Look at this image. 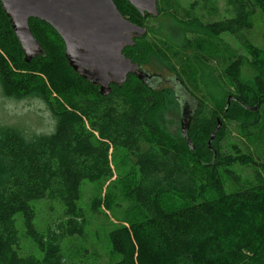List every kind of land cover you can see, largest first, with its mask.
Wrapping results in <instances>:
<instances>
[{"label":"trees","instance_id":"trees-1","mask_svg":"<svg viewBox=\"0 0 264 264\" xmlns=\"http://www.w3.org/2000/svg\"><path fill=\"white\" fill-rule=\"evenodd\" d=\"M113 2L137 26L144 27V21L152 18H143L125 0ZM255 9L264 16V0H242L232 17L187 26L185 33L203 32L215 38L229 34L238 40L254 76L241 79V57L226 60L225 75L236 89L230 106L247 115L246 126L263 136L264 47L254 46L246 35L253 27ZM157 11L159 16L158 4ZM28 24L45 56L26 63L0 3V85L6 95L42 100L56 126L51 134L29 137L0 126V264H66L65 241L85 234L87 217L81 206L85 181L108 183L103 199L93 202L95 212L101 205L112 212L114 204H124L122 224L108 233V264H264V175L240 184L237 192H225L221 174L239 181L229 167L239 161L240 151L234 147L237 155H226L213 147L220 130L212 149L205 148L212 152L210 162L198 159L203 152L191 151L181 136L188 149L179 150L158 113L157 89L151 91L129 74L121 87L112 85L109 95H100L68 65L64 43L50 25L37 19H29ZM135 41L127 56L142 66L134 61L140 53ZM199 101L192 140L188 134L192 144L203 146L217 119L200 117ZM171 157L183 177L178 191L153 185L161 161ZM167 196L178 197L181 206L170 209ZM42 200L60 204L64 217L45 233L34 225L33 203ZM17 218L38 255L21 253Z\"/></svg>","mask_w":264,"mask_h":264},{"label":"rangeland","instance_id":"rangeland-1","mask_svg":"<svg viewBox=\"0 0 264 264\" xmlns=\"http://www.w3.org/2000/svg\"><path fill=\"white\" fill-rule=\"evenodd\" d=\"M234 0H157L159 16L144 21L146 34L136 42L140 50L135 62H140L149 73L168 78L179 75L189 91L202 101L200 117L218 118L223 124L216 136L213 147L219 153L234 155L240 151L239 161L229 169L239 177L236 182L222 175L219 168L225 192L239 191L240 184L253 182L257 174L264 175V135L254 134L248 126L249 117L240 109L230 106L226 116L222 112L227 97L236 94L232 81L226 77L225 68L228 58L243 60L240 76L243 81L253 78L254 73L247 63L246 52L236 38L229 34H221L215 38L205 33H185L187 26L208 24L232 17L239 12L240 1ZM253 27L246 31L248 40L256 47H264V16L259 10H254L251 18ZM189 47L187 48V44ZM139 54H141L139 56ZM167 83V82H166ZM162 84L157 89V97L164 128L171 143L181 151L188 149L180 138V117L178 105L172 101V91L168 84ZM264 113V112H263ZM217 122L215 121V125ZM0 126L20 130L27 137L33 135H48L54 132L56 120L46 104L37 97L17 98L6 95L0 85ZM189 134L194 135L193 121ZM209 138L201 145L193 140V151L201 150L198 157L201 161L210 162L212 152L206 150ZM215 148V149H216ZM195 154V152L193 153ZM161 172L155 187L170 186L174 191L181 188L180 175L173 157L161 161ZM115 177L112 179L114 180ZM160 182V183H159ZM108 184V183H107ZM98 183L85 181L82 184L81 206L84 208L87 225L82 237L65 241L67 246L66 264H108L109 241L108 233L122 224L124 204L113 205L108 212L101 205L99 210H93V202L103 199V187ZM102 187V188H101ZM166 205L170 209L181 206L176 196H167ZM35 210V228L45 233L54 229L62 220L63 210L55 201L42 200L33 203ZM19 232V247L22 254L38 255L35 244L24 232L21 219L17 218ZM233 239L228 243H232Z\"/></svg>","mask_w":264,"mask_h":264},{"label":"water","instance_id":"water-1","mask_svg":"<svg viewBox=\"0 0 264 264\" xmlns=\"http://www.w3.org/2000/svg\"><path fill=\"white\" fill-rule=\"evenodd\" d=\"M125 1L143 18L158 16L157 0ZM0 3L9 18L26 63L36 56H45L28 24L29 19H37L57 32L64 43L68 65L97 87L102 96L111 93L113 84L121 87L129 74L135 75L151 91L162 82L169 83L179 107L180 136L193 151L188 131L199 101L189 94L177 75L165 78L149 73L123 55L122 50L132 47L135 39L146 34V28L124 18L113 0H0ZM232 99V96L227 97L223 114L228 111ZM247 109L254 111L256 107ZM221 126L217 118V125L207 143L208 149H212V141ZM215 158L216 153L213 152V161Z\"/></svg>","mask_w":264,"mask_h":264},{"label":"flooded vegetation","instance_id":"flooded-vegetation-1","mask_svg":"<svg viewBox=\"0 0 264 264\" xmlns=\"http://www.w3.org/2000/svg\"><path fill=\"white\" fill-rule=\"evenodd\" d=\"M139 39V38H138ZM138 39H135L136 41L138 40ZM135 41V42H136ZM127 49H128V47H125L123 50H122V53H123V55L126 57V58H129L128 56H127ZM130 59V58H129ZM131 60V59H130ZM132 62V61H131ZM134 63V62H133ZM137 64V63H136ZM139 67H141L142 69H144V67L143 66H139ZM145 70V69H144ZM166 82H162V83H160L159 84V86L156 88V89H158L159 87H160V85H162V84H165ZM166 84H168L169 85V87L172 89V86L169 84V83H166ZM114 85V84H113ZM155 89V90H156ZM188 91V90H187ZM189 92V94L190 95H192V96H194L198 101H199V99L194 95V94H192L190 91H188ZM200 102V101H199Z\"/></svg>","mask_w":264,"mask_h":264}]
</instances>
